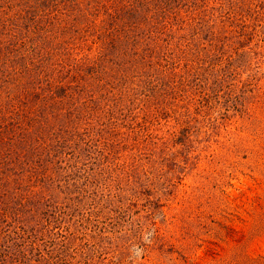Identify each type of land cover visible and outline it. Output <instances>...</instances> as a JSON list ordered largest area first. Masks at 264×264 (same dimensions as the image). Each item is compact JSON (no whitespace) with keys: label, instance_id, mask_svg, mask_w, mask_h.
Instances as JSON below:
<instances>
[{"label":"rangeland","instance_id":"rangeland-1","mask_svg":"<svg viewBox=\"0 0 264 264\" xmlns=\"http://www.w3.org/2000/svg\"><path fill=\"white\" fill-rule=\"evenodd\" d=\"M0 264H264V0H0Z\"/></svg>","mask_w":264,"mask_h":264}]
</instances>
